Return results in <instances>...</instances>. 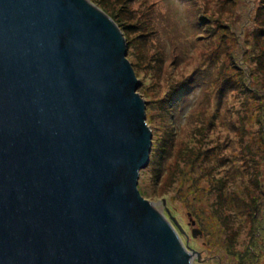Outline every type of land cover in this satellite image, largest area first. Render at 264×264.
I'll list each match as a JSON object with an SVG mask.
<instances>
[{"label": "water", "instance_id": "obj_1", "mask_svg": "<svg viewBox=\"0 0 264 264\" xmlns=\"http://www.w3.org/2000/svg\"><path fill=\"white\" fill-rule=\"evenodd\" d=\"M126 57L88 0H0V264H190L138 189L152 133Z\"/></svg>", "mask_w": 264, "mask_h": 264}, {"label": "rangeland", "instance_id": "obj_2", "mask_svg": "<svg viewBox=\"0 0 264 264\" xmlns=\"http://www.w3.org/2000/svg\"><path fill=\"white\" fill-rule=\"evenodd\" d=\"M88 1L120 30L140 83L152 133L142 196L190 264H254L247 250L264 244V0ZM184 86L192 92L173 106Z\"/></svg>", "mask_w": 264, "mask_h": 264}, {"label": "trees", "instance_id": "obj_3", "mask_svg": "<svg viewBox=\"0 0 264 264\" xmlns=\"http://www.w3.org/2000/svg\"><path fill=\"white\" fill-rule=\"evenodd\" d=\"M192 90L193 89H191V87L190 88H188L187 86H184L183 87V89H181L180 90V92H181V94L180 95H182L179 99L176 97V98H174L173 99V102H172V104H173V106L176 104V105H180L182 102H183V100L184 99H186L189 95H190V93L192 92ZM228 90V89H227ZM233 90H235V89H232V91ZM139 189V188H138ZM140 191V190H139ZM140 193H141V191H140ZM142 195V194H141ZM257 238H259V236H257ZM262 241H264V237H263V239H262ZM252 248V249H251ZM247 252L249 253V255L251 256H249L251 259H250V261L252 260L253 261V263L254 264H257V261H258V257H257V255L259 254V253H261V259H264L263 257H264V244H262V245H258L257 243H252L251 244V246H250V249H248L247 250ZM263 252V253H262ZM250 261H248V263L250 262Z\"/></svg>", "mask_w": 264, "mask_h": 264}, {"label": "bare ground", "instance_id": "obj_4", "mask_svg": "<svg viewBox=\"0 0 264 264\" xmlns=\"http://www.w3.org/2000/svg\"><path fill=\"white\" fill-rule=\"evenodd\" d=\"M171 225V224H170ZM173 228V227H172ZM174 229V228H173ZM175 230V229H174ZM176 232V231H175ZM177 233V232H176ZM181 241V240H180ZM181 244H182V246H183V249H184V251H185V253H186V256H187V258H188V260H189V262H190V260H192L193 258H194V256H193V254H191L188 250H185V247H184V244H183V241H181Z\"/></svg>", "mask_w": 264, "mask_h": 264}]
</instances>
